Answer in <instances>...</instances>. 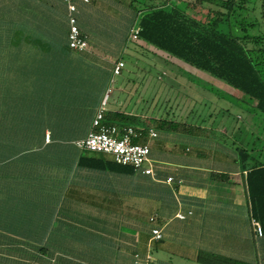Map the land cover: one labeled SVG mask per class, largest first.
<instances>
[{
    "label": "crops",
    "instance_id": "obj_1",
    "mask_svg": "<svg viewBox=\"0 0 264 264\" xmlns=\"http://www.w3.org/2000/svg\"><path fill=\"white\" fill-rule=\"evenodd\" d=\"M131 2L76 0L87 40L78 53L68 47L61 0H0V264H145L149 255L147 264H264V226L258 222V236L247 189L251 164L215 139L204 145L215 133L233 138L234 126L205 123L186 97L172 113L165 69L156 78L142 69L139 80L125 75L132 71L124 57L140 68L137 56L152 49L130 39L143 14ZM117 61L124 67L114 76ZM106 94L104 122L122 114L138 127L152 123L156 136L140 139L152 176L82 160L90 152L74 142L86 137ZM170 121L181 129L166 130ZM252 154L264 166V143Z\"/></svg>",
    "mask_w": 264,
    "mask_h": 264
},
{
    "label": "trees",
    "instance_id": "obj_2",
    "mask_svg": "<svg viewBox=\"0 0 264 264\" xmlns=\"http://www.w3.org/2000/svg\"><path fill=\"white\" fill-rule=\"evenodd\" d=\"M214 1L219 9L215 12L217 17L206 24L191 18L184 8H180L181 4L173 0H166L161 5H148L143 9L131 2L130 7L134 12H143L138 22V40L244 94L253 103V113L261 117L264 115V31L248 32V28L255 24L245 22V18L238 13L246 10L247 0ZM231 17L235 19L233 22H230ZM224 22L234 27L235 33L219 29L220 23ZM105 124L117 125L120 129L128 126L140 128L145 136L152 123L147 124L142 120L144 127H138L140 121L136 118L118 114L108 117ZM165 129L178 132L181 125L170 121L165 124ZM133 141L144 143L139 139ZM236 151L239 161L251 164L247 174V189L252 216L264 226V166L259 165L252 150L238 148ZM88 154L90 156L82 160L90 162L93 167L135 171L131 166L106 160V155ZM213 259L218 264L224 261L216 257Z\"/></svg>",
    "mask_w": 264,
    "mask_h": 264
},
{
    "label": "rangeland",
    "instance_id": "obj_3",
    "mask_svg": "<svg viewBox=\"0 0 264 264\" xmlns=\"http://www.w3.org/2000/svg\"><path fill=\"white\" fill-rule=\"evenodd\" d=\"M131 1L137 7L143 9L148 5H161V3L166 0ZM173 1L181 4L180 8H184L185 13H187V15L191 18L204 24L216 18L217 15L215 12L219 10L216 5L217 2L214 0ZM263 9L264 0H247L246 10H240L238 12L242 18H245V22H253L255 24L253 27L248 28V32L257 33L264 31V18L262 17ZM231 19L232 20L230 22L235 20L232 17ZM219 29H222L224 32L230 30L232 33H235V28L231 27L228 22L220 23ZM124 59L127 60L128 63L124 71H132V73H125V75L137 80H139V77L142 78L144 76V73L141 74L140 72L142 70H148L147 74L156 78L158 74L165 69V72L160 74V78L163 76L162 80L171 88L170 94L172 95V113L174 111L178 113L184 108V104H182V102L186 97L185 103L187 105L192 101V104H189L187 107L192 108L190 110L204 114L205 123H208L207 120L212 118V121H215L214 123L216 124L225 123L229 127L234 126L235 131L232 133L233 138H227L221 136L219 133H215L212 134L214 135L212 140H206L204 145L210 146L211 141L215 139L217 142L216 144H220L221 146L225 145L230 149L233 148L235 151L241 147H250L248 150L253 151L254 149L258 151L260 146L264 143V115L258 117L253 113V103L248 100L244 94L235 91L227 84L214 79L204 72L193 69L177 59L169 58L164 52L154 49L153 47L152 49L149 48L144 50L137 56L138 60L136 61V65L140 68H132V60L125 57ZM166 69L168 72H166ZM136 70H138V72H136ZM204 81L205 85L203 86ZM155 82H157V79H155ZM110 88H112V85ZM166 90L167 88H165V91ZM200 93H204L202 95L204 99L197 96ZM141 95L142 94H140V96ZM216 97H218V99H216ZM143 101L147 102V95L144 96ZM200 101H202V104H200ZM159 107L160 105H157V109ZM210 113L214 114L210 116ZM226 113H228L229 116L226 117ZM221 114H223L224 117H221ZM216 115H219L218 119H216ZM213 146L216 145L213 143ZM204 151L208 154V148L205 147ZM219 155L220 154L215 155L216 159L219 158ZM254 155L258 156V153Z\"/></svg>",
    "mask_w": 264,
    "mask_h": 264
},
{
    "label": "built area",
    "instance_id": "obj_4",
    "mask_svg": "<svg viewBox=\"0 0 264 264\" xmlns=\"http://www.w3.org/2000/svg\"><path fill=\"white\" fill-rule=\"evenodd\" d=\"M68 11V47L75 52H82L87 48V40L80 33L76 24V0H61ZM87 2L88 0H83ZM140 27L136 25L130 30V39L138 41V35ZM124 67L123 61H117L113 67V75L117 76L120 74ZM108 95L106 94L101 107L97 110L95 117L92 120L91 129L86 137L76 140L75 146L80 150L103 154L109 156L113 162L120 165L131 166L135 171L141 172L142 174L152 176L153 169L149 160V147L145 143H135L134 139L144 138L143 132L137 128L128 126L120 129L117 125H106L104 122L105 104ZM148 137H155L156 133L152 129L147 130ZM48 134L45 136V140H48ZM170 181V179H168ZM178 218H183L182 215H177ZM154 218H150L153 221ZM254 231L258 236H261L262 230L258 222L252 221ZM151 239L158 241L161 239V232L157 228H153L150 231ZM153 260L151 255L145 259V264L150 263Z\"/></svg>",
    "mask_w": 264,
    "mask_h": 264
}]
</instances>
